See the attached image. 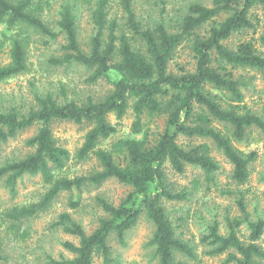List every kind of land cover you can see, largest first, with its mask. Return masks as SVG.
<instances>
[{
  "label": "trees",
  "instance_id": "1",
  "mask_svg": "<svg viewBox=\"0 0 264 264\" xmlns=\"http://www.w3.org/2000/svg\"><path fill=\"white\" fill-rule=\"evenodd\" d=\"M38 1L33 6L30 0H0V28H3L0 82L27 71L25 33L33 30L51 40L63 34L66 54L57 63L85 67L91 71L90 82L106 80L112 90L104 99L83 105L59 104L51 95H46L37 96L36 108L27 114L20 115L13 109L0 112V147L18 133L38 127L35 135L26 141V146L33 151L23 159L0 167V180H5L11 194L24 175H40L49 187L38 203L14 208L7 217L13 221L33 217L62 192L79 193L85 185L100 186L112 179L129 189L126 196L118 205L96 199L105 218L91 234H86L68 214L60 215L56 225L76 236L79 244L64 243V249L74 257L70 260L50 258L49 264H93L96 257L102 259V264H111L110 236L115 234L123 244L125 233L136 225L142 214L154 226L150 243L155 247L159 264H184L175 259L176 253L197 261L195 249L175 237L164 210L163 200L181 202L187 196L170 189L167 174L181 175L186 166H195L211 179L219 166L210 155L209 145L182 146L178 142L179 138L200 139L210 141L221 152L231 166L230 179L238 189L248 183L257 153H245L234 144L249 143V135L254 130L264 134V110L258 113L245 104L243 91L250 87L252 77L239 72H255L264 80V0H212L210 7L193 4L175 33L168 32L163 25L141 29L133 0H117L130 37L123 34L117 20L110 17V0H97L92 12L95 34L90 39L88 52L79 47L72 8L68 5L62 8L57 34L39 17L47 0ZM257 11L261 12L262 19ZM260 27L261 32L255 38ZM234 36H238V42L231 43ZM133 41L140 46L133 45ZM185 42L190 44L194 67L191 71L172 73L169 66L175 51ZM5 53L9 62L2 64L1 57ZM128 111L134 115L132 134L141 137L120 140L110 150L99 148L117 132L108 121L109 115L120 120ZM144 118L150 122L164 119L162 131L156 132L153 139L147 130L143 131ZM57 121L91 125L76 158L84 161L93 156L100 171L72 179L54 174L63 170L70 158L69 152L57 145L52 134L51 125ZM215 123L221 128H216ZM244 201L243 192L238 191L241 217L226 219V235L219 233L218 224L214 222L201 237L200 242L209 248L205 256L226 254L227 264H264L261 245L264 217L250 219ZM70 206L76 208L78 203L71 202ZM241 226L246 228V237L240 234Z\"/></svg>",
  "mask_w": 264,
  "mask_h": 264
},
{
  "label": "rangeland",
  "instance_id": "2",
  "mask_svg": "<svg viewBox=\"0 0 264 264\" xmlns=\"http://www.w3.org/2000/svg\"><path fill=\"white\" fill-rule=\"evenodd\" d=\"M34 6L38 0H30ZM97 0L81 2L79 0H47L43 3L39 17L54 33L59 34L57 22L59 14L66 5L72 8L75 16L77 41L83 52H88L90 39L95 34L92 23V12ZM212 0H133V10L141 29H154L156 25H163L170 33L178 31L182 18L193 4L210 7ZM110 17L115 18L122 29V33L130 37L125 27V15L121 12L117 0H110ZM261 19V12L257 11ZM264 25V22H263ZM262 27V26H261ZM261 27L257 29L255 38L259 36ZM3 28H0V33ZM27 71L16 77L0 82V112L11 109L20 115L27 114L36 108V97L51 95L59 103L74 102L83 105L88 101L98 102L104 99L112 90L106 80L92 83L88 80L91 71L78 64H58L66 52V40L63 34L56 39L41 35L33 30H26ZM238 42V36L231 39V43ZM133 41V45L140 46ZM259 45H257L258 47ZM264 52V49H263ZM2 64L9 62L5 53L1 57ZM194 67L190 44L185 42L175 51L170 63L172 73L182 70L191 71ZM238 75V71L235 72ZM245 77H252L251 85L244 92V102L252 111L260 113L264 110V80L255 72L245 73ZM108 121L116 127L115 135L103 141L99 148L110 150L120 140L139 139L141 135L132 134L134 115L131 111L120 120L109 115ZM143 131L153 139L156 132H161L164 119L156 118L151 122L144 118ZM220 129L219 124L214 125ZM38 127H32L18 133L0 147V167L8 162L23 159L33 150L26 146V141L33 137ZM52 134L57 145L65 148L70 155L69 161L61 171H55L57 176L75 178L86 177L100 171L98 161L92 156L84 161H78L76 154L84 142L86 133L91 129L89 123L80 125L72 122L57 121L51 125ZM249 143H235L237 149L245 153L256 152L257 159L251 166V176L247 184L242 187L230 179L231 166L221 152L217 151L210 141L188 140L179 138L182 146L187 144L207 143L210 155L217 162L219 170L211 179L195 166H186L181 175L167 174V183L175 192L187 194L186 200L181 202L163 200V207L170 220L175 237L193 247L199 257L197 261H190L179 253L175 259L184 264H227L226 254L205 256L209 248L200 242L202 236L212 223L218 224L221 235L227 234L226 219L241 217L238 208V191H242L245 198L246 211L250 219L264 217V134L254 130L249 135ZM40 175H24L15 186V193L11 194L5 180H0V241L3 259L0 264H49V259L70 260L72 253L64 249L63 244H79L76 236L65 233L56 224L62 214L81 226L86 234H91L105 218V214L96 202L102 198L108 203L118 205L126 196L128 188L115 180H107L100 186L85 185L78 192H62L50 204L33 217L13 221L7 214L14 208L29 206L40 201L48 191ZM71 202L78 206L72 208ZM241 236L246 237L245 226H241ZM154 231L152 222L142 214L136 225L125 233L123 244H120L113 234L108 240L111 264H159L155 255V247L150 243ZM264 248V236L261 241ZM93 264H102V259L94 258ZM228 264H235L234 262Z\"/></svg>",
  "mask_w": 264,
  "mask_h": 264
}]
</instances>
